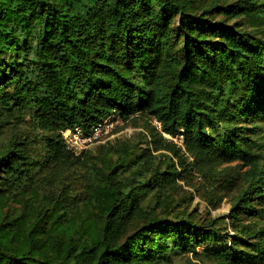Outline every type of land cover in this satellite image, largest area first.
Segmentation results:
<instances>
[{
	"label": "trees",
	"instance_id": "trees-1",
	"mask_svg": "<svg viewBox=\"0 0 264 264\" xmlns=\"http://www.w3.org/2000/svg\"><path fill=\"white\" fill-rule=\"evenodd\" d=\"M110 114L155 120L151 150L173 163L162 153L149 174L121 177V159L80 209L69 184L41 195L35 139H13L0 151V264H169L204 244L214 264H264V1L0 0V122L29 117L44 163L65 166L90 149L75 156L61 131ZM235 162L233 234L158 214L161 194L142 206L191 165Z\"/></svg>",
	"mask_w": 264,
	"mask_h": 264
},
{
	"label": "rangeland",
	"instance_id": "rangeland-1",
	"mask_svg": "<svg viewBox=\"0 0 264 264\" xmlns=\"http://www.w3.org/2000/svg\"><path fill=\"white\" fill-rule=\"evenodd\" d=\"M214 19L220 21V17H214ZM235 21L237 19L229 23ZM114 116L119 119L120 125L114 130L113 136L106 140L105 144L92 146L78 163H67L65 166L44 163V144L41 141L44 132L36 128L29 117L13 122H0V151L15 138L26 136L35 139L31 143V154L38 164H43L37 178L38 188L42 190L41 195H49L52 191L50 195L55 196L53 200L59 199V188L69 184L68 189H71V192L67 200L76 201L78 207L82 209L88 205L85 200L90 195L92 187L108 184L106 180L109 174L108 168L114 164L117 165L121 159H124V162L130 160L129 168L119 171L121 177L130 176L136 169L149 174L159 159L165 160L164 156H160L162 153L173 163L169 153L151 150L153 141L160 137L159 124L155 120L143 114H137L122 122L118 115ZM187 162H192L191 158H188ZM236 171H242L237 162L221 164L214 168L204 167L199 170L195 165H191L176 178L173 187H167L161 192L154 190L146 192L140 201L142 200V206L151 204L161 194L158 198L162 199L164 196L166 208L160 211L157 207L158 214L162 215L170 210L178 215L192 213L196 220L202 222L214 220L216 227L233 234L234 231L228 224L227 214L239 190L237 187L229 188L227 182L229 176ZM8 207L9 212L14 213L13 215L21 211L20 204L13 200L9 201ZM89 208L91 209L90 205ZM210 246L204 244L194 253L173 254L169 264H214ZM214 246L219 247L220 242Z\"/></svg>",
	"mask_w": 264,
	"mask_h": 264
},
{
	"label": "built area",
	"instance_id": "built-area-1",
	"mask_svg": "<svg viewBox=\"0 0 264 264\" xmlns=\"http://www.w3.org/2000/svg\"><path fill=\"white\" fill-rule=\"evenodd\" d=\"M119 125V119L115 117L114 114H110L87 129L74 127L61 131V136L65 147L72 154L77 156L90 149L92 146L104 143L111 138L114 130H116ZM167 137L170 138L169 136Z\"/></svg>",
	"mask_w": 264,
	"mask_h": 264
}]
</instances>
